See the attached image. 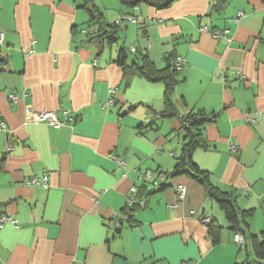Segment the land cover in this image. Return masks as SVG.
Wrapping results in <instances>:
<instances>
[{"label": "crops", "instance_id": "crops-1", "mask_svg": "<svg viewBox=\"0 0 264 264\" xmlns=\"http://www.w3.org/2000/svg\"><path fill=\"white\" fill-rule=\"evenodd\" d=\"M216 3L0 0V217L16 220L0 228V264H256L189 177L158 191L183 144L179 117L198 111L211 121L193 161L252 212L247 230L264 240V0ZM114 25L112 42L97 39ZM143 56L158 70L185 60L171 96L179 117L159 116L165 87L134 73ZM30 111L65 125L30 122ZM45 175L46 185L27 184ZM201 220L220 227L216 243Z\"/></svg>", "mask_w": 264, "mask_h": 264}, {"label": "trees", "instance_id": "trees-1", "mask_svg": "<svg viewBox=\"0 0 264 264\" xmlns=\"http://www.w3.org/2000/svg\"><path fill=\"white\" fill-rule=\"evenodd\" d=\"M125 5L134 6L140 3H146L151 6L166 8L171 5L173 0H121ZM226 3V0H217L214 8L220 10ZM87 3L85 2V6ZM87 11L89 17L92 21H99L100 15L94 7H88ZM110 31L103 29L97 37L106 39L109 43L114 40V30L115 25L111 27ZM2 57V53H1ZM125 54L121 50L117 60V64L125 69L124 64ZM176 59V58H175ZM175 59L171 60L168 63V66L163 70H158L154 67L152 62L148 59L147 56L141 57V63L136 64L134 67V73L140 77H143L151 83H162L165 87L164 91V110L159 114L161 118H173L179 117L176 109L172 103L171 96L173 93L174 86L177 84L176 73L180 70H177L174 67ZM181 122V132L183 134V144L179 156L176 158V163L172 171L164 174L165 181L159 186L158 191L163 190L169 187V184L166 183L170 178H175L178 176H187L194 183L199 185L205 191V195L208 200L215 203L217 207L223 212L227 222L230 225V229L234 234H240L244 238L245 245L248 244L250 252L254 256V263L264 264V240L259 241L258 238L250 234L247 230L246 220L251 216V211H241L235 204V200L230 196V194L222 192L216 188L207 173L204 170H201L198 165L193 161V152L197 148H205V141L203 139V126L210 122L209 117L200 112H190L183 117H179ZM161 174V175H162ZM149 194V193H148ZM134 212V208H123L122 213L131 216ZM208 232L212 237L213 242L218 241V235L220 232V227L211 221L208 223ZM247 246V245H246ZM245 246V248H246Z\"/></svg>", "mask_w": 264, "mask_h": 264}, {"label": "built area", "instance_id": "built-area-1", "mask_svg": "<svg viewBox=\"0 0 264 264\" xmlns=\"http://www.w3.org/2000/svg\"><path fill=\"white\" fill-rule=\"evenodd\" d=\"M243 17V13L242 12H239L237 14V18H236V21H238L240 18ZM123 20L127 21V22H132V23H140L142 21V19L138 16H126V17H123ZM202 31H206L207 30V27H202L201 28ZM212 33V36L215 38V39H224V40H227V34H228V31H218V30H214L211 32ZM145 39H146V42L148 43V48H150V39L149 37L145 34L144 35ZM3 39H4V33L2 31H0V57H1V49H2V46H3ZM130 52L133 53L135 52V48H132L130 49ZM185 60L183 58H176L175 61H174V67L177 69V70H181L182 69V66L184 64ZM110 93L113 94L114 93V90L111 89L110 90ZM16 99V97L14 95H9V100L11 102H14ZM69 121L73 120V119H68ZM29 121L30 122H33V123H45L46 125L52 127V128H60L62 126L65 125V122L64 121H61L59 120L56 115L53 113V112H46V111H40V112H29ZM253 122V121H251ZM236 149V147L234 145H229V150L230 152H234ZM117 163L119 165H123V162L120 161V160H117ZM151 176V172L150 171H147L145 172L143 175L140 176V179L145 182L147 181ZM160 179H163L164 180V176L163 175H160ZM47 181H48V177L45 175L41 178H36V177H33L31 179H29V181L27 182V184L29 185H35V186H39V185H46L47 184ZM185 194H186V187L183 186V185H177L176 186V195H177V199L180 201V200H183V198L185 197ZM262 199L264 200V191H263V194H262ZM202 223L204 224H207V220H201ZM7 223H10L12 224L14 227H16V220L11 218V217H8L6 215H2L0 217V228L3 227L5 224ZM234 242L239 245L241 248L244 247V238L242 235L240 234H234Z\"/></svg>", "mask_w": 264, "mask_h": 264}, {"label": "rangeland", "instance_id": "rangeland-1", "mask_svg": "<svg viewBox=\"0 0 264 264\" xmlns=\"http://www.w3.org/2000/svg\"><path fill=\"white\" fill-rule=\"evenodd\" d=\"M126 46V49L129 50V45H125ZM152 175V174H151Z\"/></svg>", "mask_w": 264, "mask_h": 264}, {"label": "clouds", "instance_id": "clouds-1", "mask_svg": "<svg viewBox=\"0 0 264 264\" xmlns=\"http://www.w3.org/2000/svg\"><path fill=\"white\" fill-rule=\"evenodd\" d=\"M208 224V223H207Z\"/></svg>", "mask_w": 264, "mask_h": 264}]
</instances>
